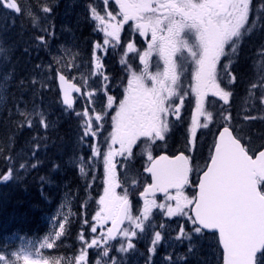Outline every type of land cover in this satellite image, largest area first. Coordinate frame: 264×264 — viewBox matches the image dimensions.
Here are the masks:
<instances>
[{
	"label": "snow or ice",
	"instance_id": "snow-or-ice-1",
	"mask_svg": "<svg viewBox=\"0 0 264 264\" xmlns=\"http://www.w3.org/2000/svg\"><path fill=\"white\" fill-rule=\"evenodd\" d=\"M58 6L0 0V185L43 167L65 121L77 174L0 264H154L160 247L162 264H264V0H71L54 45ZM60 170L38 177L46 200Z\"/></svg>",
	"mask_w": 264,
	"mask_h": 264
},
{
	"label": "trees",
	"instance_id": "trees-1",
	"mask_svg": "<svg viewBox=\"0 0 264 264\" xmlns=\"http://www.w3.org/2000/svg\"><path fill=\"white\" fill-rule=\"evenodd\" d=\"M62 1L59 0V4ZM22 20L23 18L20 17L19 23ZM23 22L26 23V21ZM4 23L8 24L7 20ZM19 23L17 22V25L7 32V37L12 42L20 40L22 45L23 41L19 37L21 30ZM28 34L25 32L24 37H27ZM12 62L17 67L18 73L22 74L21 70L25 67V56L19 47L12 56ZM8 103L10 105L11 100ZM60 126L56 132L51 133L56 144L48 149L46 156L44 153L40 154L41 158L45 159L43 167L37 172H33L23 184L0 185V229L3 231L26 234L28 237L31 235L33 237L37 235L38 238L43 237L49 229L48 217L56 211L60 203L61 186L65 181H69L71 186L75 187L76 169L69 163V157L72 154L70 122L65 121ZM71 127H74V124H71ZM61 137H64V140H61ZM53 160L60 164L61 170L50 174V178L54 181L52 186L44 185V191L48 197L46 200L40 194L38 177L39 175H49V168ZM60 251L63 252L64 250Z\"/></svg>",
	"mask_w": 264,
	"mask_h": 264
},
{
	"label": "rangeland",
	"instance_id": "rangeland-1",
	"mask_svg": "<svg viewBox=\"0 0 264 264\" xmlns=\"http://www.w3.org/2000/svg\"><path fill=\"white\" fill-rule=\"evenodd\" d=\"M71 0H64L60 6L56 8V14L54 18V22L57 25V35H58V40L54 41V45L57 43L64 42L68 40L69 34L68 33H61L60 32V26L61 25H67L70 28L76 29V20H77V13L82 11V8L80 6H77L75 8H70ZM83 0H78V5L82 4ZM84 26L83 23H81V27ZM80 29L77 30V35L80 36L81 38L83 36L80 35ZM91 30L88 31V33ZM66 35V36H65ZM20 202V200H19ZM21 203V202H20ZM15 232H10V231H3L0 229V243H3L8 240H12L15 236Z\"/></svg>",
	"mask_w": 264,
	"mask_h": 264
},
{
	"label": "bare ground",
	"instance_id": "bare-ground-1",
	"mask_svg": "<svg viewBox=\"0 0 264 264\" xmlns=\"http://www.w3.org/2000/svg\"><path fill=\"white\" fill-rule=\"evenodd\" d=\"M64 126H65V124H64ZM61 127V126H60ZM67 127V126H66ZM63 131H65V130H63ZM66 132V131H65ZM69 133V132H68ZM14 193V192H13ZM19 200V199H18Z\"/></svg>",
	"mask_w": 264,
	"mask_h": 264
}]
</instances>
